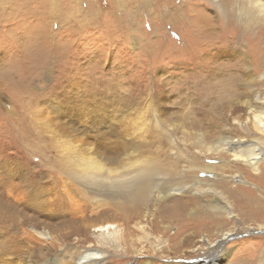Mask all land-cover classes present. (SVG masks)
Listing matches in <instances>:
<instances>
[{
  "label": "rangeland",
  "instance_id": "rangeland-1",
  "mask_svg": "<svg viewBox=\"0 0 264 264\" xmlns=\"http://www.w3.org/2000/svg\"><path fill=\"white\" fill-rule=\"evenodd\" d=\"M53 1L51 18L41 0L23 5L27 11L16 15L9 4L0 16V177L21 176L33 183L30 191L59 190L55 181L62 174L77 178L90 162L122 172L150 163L182 177L190 162L197 160L199 167L204 159L181 143V131L190 132L198 119L202 132L206 116L213 119L215 111L246 97L250 68L264 72L254 63L261 37L230 29L217 30L210 39L195 33L199 12L218 25L221 0ZM235 76L241 78L238 85ZM177 125L186 130L177 131ZM218 161L210 157L204 163ZM236 167L226 176L240 174ZM206 173L199 178H210ZM233 183L249 187L239 178ZM159 221L178 231L171 221ZM256 229L226 242L222 264H237L264 249V229ZM171 248L187 249L183 243ZM198 255L158 264H194Z\"/></svg>",
  "mask_w": 264,
  "mask_h": 264
},
{
  "label": "bare ground",
  "instance_id": "bare-ground-1",
  "mask_svg": "<svg viewBox=\"0 0 264 264\" xmlns=\"http://www.w3.org/2000/svg\"><path fill=\"white\" fill-rule=\"evenodd\" d=\"M33 1L37 0H0V16L7 13L9 4L8 8L15 10L9 14L16 15L27 11V4ZM45 1L41 0L45 17H54V1ZM221 2L224 8L218 25L214 28L210 18L199 12L195 33L210 39L216 37L217 30L230 29L234 34L261 37L254 63L263 67L264 0ZM235 77L232 82L238 85L241 78ZM216 78L215 74L210 79ZM244 81L246 97L218 109L211 115L213 119L206 116L209 124L202 132L203 121L198 119L191 122L190 132L183 125L176 127L177 131L186 130L181 131V143L195 155L204 161L210 157L219 160L213 166L203 161L196 167L199 162L194 160L188 172L177 178L171 175L173 169L168 172L146 162L147 166L141 164L129 172L90 162L82 170L85 174L77 178L62 179L61 173L55 181L61 188L57 191H30L33 183L21 176L0 177V264H123L126 260L125 264H158L161 259H191L196 254L194 264L226 262L223 247L229 239L246 229H264V72L252 73L250 68ZM233 166H238L240 174L226 176V172L235 173ZM196 172L192 181L186 180ZM206 172L211 177L200 179L199 174ZM236 178L249 187L234 184ZM76 183L85 190L80 191ZM172 200L174 205L162 207ZM159 219L171 221L178 231L172 233L174 228L161 226ZM243 224L248 225L242 228ZM182 243L185 251L171 248ZM263 256L264 249H260L237 264H262Z\"/></svg>",
  "mask_w": 264,
  "mask_h": 264
}]
</instances>
